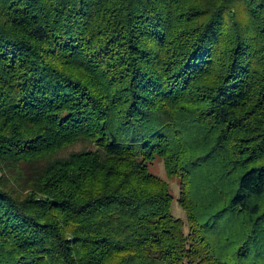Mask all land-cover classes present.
Masks as SVG:
<instances>
[{
	"label": "trees",
	"instance_id": "16d2710c",
	"mask_svg": "<svg viewBox=\"0 0 264 264\" xmlns=\"http://www.w3.org/2000/svg\"><path fill=\"white\" fill-rule=\"evenodd\" d=\"M0 264H264V0H0Z\"/></svg>",
	"mask_w": 264,
	"mask_h": 264
},
{
	"label": "rangeland",
	"instance_id": "374dc122",
	"mask_svg": "<svg viewBox=\"0 0 264 264\" xmlns=\"http://www.w3.org/2000/svg\"><path fill=\"white\" fill-rule=\"evenodd\" d=\"M151 172L157 175L159 178L167 181L169 185V190L171 195L173 196V203H172V214L175 218L181 219L185 221L186 216L184 211L180 208L177 198L179 195V182L178 179L174 178L170 180L166 174L164 169L163 163L160 161H156L153 166L150 168ZM229 228L227 227L225 230L227 231Z\"/></svg>",
	"mask_w": 264,
	"mask_h": 264
}]
</instances>
